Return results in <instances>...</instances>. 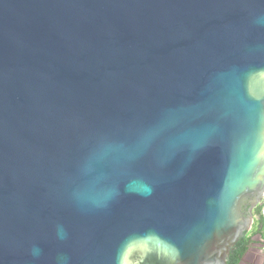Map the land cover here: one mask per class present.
Returning <instances> with one entry per match:
<instances>
[{"label": "water", "instance_id": "1", "mask_svg": "<svg viewBox=\"0 0 264 264\" xmlns=\"http://www.w3.org/2000/svg\"><path fill=\"white\" fill-rule=\"evenodd\" d=\"M263 192L264 0H0V264H226Z\"/></svg>", "mask_w": 264, "mask_h": 264}, {"label": "trees", "instance_id": "2", "mask_svg": "<svg viewBox=\"0 0 264 264\" xmlns=\"http://www.w3.org/2000/svg\"><path fill=\"white\" fill-rule=\"evenodd\" d=\"M259 207L253 210V229L244 234L233 246L229 252L226 264H239L242 257L247 252L250 244L253 242L252 237H259V241L264 244V219L259 217ZM264 264V260H263Z\"/></svg>", "mask_w": 264, "mask_h": 264}, {"label": "flooded vegetation", "instance_id": "3", "mask_svg": "<svg viewBox=\"0 0 264 264\" xmlns=\"http://www.w3.org/2000/svg\"><path fill=\"white\" fill-rule=\"evenodd\" d=\"M247 206H245V207H243V210L245 211V212H247ZM252 215H253V213H252ZM253 227H254V225L252 224V226H251V229H250V231L253 229ZM252 238H254V237H252ZM256 238L259 240V237L256 235ZM253 241V240H252ZM259 243L260 244H258V243H254V242H252L251 244H250V246H249V249L247 250V252H246V255H247V257H248V255L249 254H251V251L252 250H256V251H261V252H264V244L262 243V242H260L259 241ZM255 244H258V245H260V248H253V246L255 245ZM245 255V256H246ZM245 256H243V258L245 257ZM254 264H257L258 263V261H259V255H258V253H257V255H256V253H254ZM264 260V259H263ZM263 260L261 261V263L260 264H263Z\"/></svg>", "mask_w": 264, "mask_h": 264}, {"label": "crops", "instance_id": "4", "mask_svg": "<svg viewBox=\"0 0 264 264\" xmlns=\"http://www.w3.org/2000/svg\"><path fill=\"white\" fill-rule=\"evenodd\" d=\"M254 253H260V251L252 250L251 254L247 255L243 258L241 264H254Z\"/></svg>", "mask_w": 264, "mask_h": 264}, {"label": "built area", "instance_id": "5", "mask_svg": "<svg viewBox=\"0 0 264 264\" xmlns=\"http://www.w3.org/2000/svg\"><path fill=\"white\" fill-rule=\"evenodd\" d=\"M258 207H259V215L258 216L264 219V192L261 195V199H260Z\"/></svg>", "mask_w": 264, "mask_h": 264}, {"label": "rangeland", "instance_id": "6", "mask_svg": "<svg viewBox=\"0 0 264 264\" xmlns=\"http://www.w3.org/2000/svg\"><path fill=\"white\" fill-rule=\"evenodd\" d=\"M252 240H253L254 243H258V244H260V243H259V240H258L256 237L252 238ZM258 244H255V245L253 246V248H256V249H257V248H260V245H258ZM256 255H257V253H256ZM258 255H259V261H258L257 264H260L261 261L264 259V252H261V251H260V253H258Z\"/></svg>", "mask_w": 264, "mask_h": 264}]
</instances>
